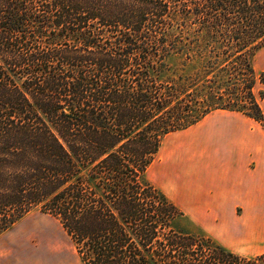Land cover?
<instances>
[{
	"label": "trees",
	"instance_id": "16d2710c",
	"mask_svg": "<svg viewBox=\"0 0 264 264\" xmlns=\"http://www.w3.org/2000/svg\"><path fill=\"white\" fill-rule=\"evenodd\" d=\"M263 46L264 0H0V234L40 208L84 264H264L145 175L214 110L264 125Z\"/></svg>",
	"mask_w": 264,
	"mask_h": 264
},
{
	"label": "crops",
	"instance_id": "0c3cea01",
	"mask_svg": "<svg viewBox=\"0 0 264 264\" xmlns=\"http://www.w3.org/2000/svg\"><path fill=\"white\" fill-rule=\"evenodd\" d=\"M258 64L264 72V49ZM260 104L264 112V97ZM182 131L176 138L190 134L188 141H174L173 154L163 153V159L160 151L156 186L194 227L227 249L240 253L264 245L263 124L241 111L217 109ZM180 160L189 165L178 167Z\"/></svg>",
	"mask_w": 264,
	"mask_h": 264
},
{
	"label": "rangeland",
	"instance_id": "374dc122",
	"mask_svg": "<svg viewBox=\"0 0 264 264\" xmlns=\"http://www.w3.org/2000/svg\"><path fill=\"white\" fill-rule=\"evenodd\" d=\"M263 49L264 46L254 56L253 64L257 68V72H262L260 71L261 64H258V57L261 55ZM262 92H264V84L261 82L256 83L255 94L258 99L261 98ZM183 132L182 130L178 132L174 131L164 137L156 157L145 174L146 179L154 186H159L158 165L160 162V151H162V159L163 153L173 154L176 149L174 141L186 142L190 139V134L181 135L178 139L176 138ZM181 163L182 160L178 162L177 166L189 165V163ZM178 207L180 208V206ZM180 210L182 211L181 208ZM195 223L186 215L178 219L180 226L208 235L206 232L194 227ZM11 242H15V244L12 245ZM10 248H13V250ZM263 248L264 245H255L251 247V252L242 251L240 253L241 255H255L256 253L252 250ZM0 264H84V262L79 256L72 238L63 228L59 219L41 211L40 208H36L24 215L11 228L0 234Z\"/></svg>",
	"mask_w": 264,
	"mask_h": 264
},
{
	"label": "bare ground",
	"instance_id": "6f19581e",
	"mask_svg": "<svg viewBox=\"0 0 264 264\" xmlns=\"http://www.w3.org/2000/svg\"><path fill=\"white\" fill-rule=\"evenodd\" d=\"M11 244H12V245H14V244H15V242H14V243H12V242H11ZM9 245H10V243H9ZM10 246H11V245H10ZM10 249H12V250H13V248H10Z\"/></svg>",
	"mask_w": 264,
	"mask_h": 264
}]
</instances>
